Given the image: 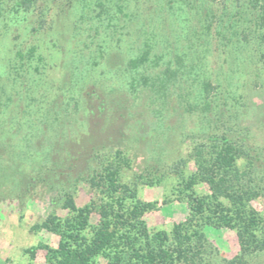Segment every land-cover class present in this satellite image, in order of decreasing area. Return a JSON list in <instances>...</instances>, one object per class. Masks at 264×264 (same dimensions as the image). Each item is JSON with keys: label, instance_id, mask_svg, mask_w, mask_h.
<instances>
[{"label": "trees", "instance_id": "1", "mask_svg": "<svg viewBox=\"0 0 264 264\" xmlns=\"http://www.w3.org/2000/svg\"><path fill=\"white\" fill-rule=\"evenodd\" d=\"M60 14L64 32L63 27L56 29ZM215 23L217 35L229 33L221 39L223 45L236 51L253 45L256 34L245 32L250 23L258 31V56L264 61V0H0V34L15 36L12 56L0 49V144L13 148L21 143V152L14 156L32 157L27 153L31 142L48 134L62 119L59 112L68 118L92 112L94 97L101 99L102 112L115 90L129 102L141 99L152 112L233 111V106L221 109L227 101H219L220 82L213 84L206 73ZM54 32L67 40L61 44ZM43 44L71 54L70 68L57 85L43 79ZM51 113H56L53 120ZM82 130L83 124L71 132L77 137ZM205 147L196 148L198 169L181 191L206 182L211 193L197 197L191 190V209L235 229L242 254L264 250V213L251 205L264 197V181L241 182L257 169L249 161V168L240 170L242 149L225 133L211 136ZM118 157L104 172L92 175L96 196L89 203L67 218L49 216L40 225L61 236L55 248L40 244L47 249L48 261L208 264L205 236L198 229L184 224L170 232L148 227L143 215L154 204L133 201L136 192L119 180L121 163L128 159L121 152Z\"/></svg>", "mask_w": 264, "mask_h": 264}, {"label": "rangeland", "instance_id": "2", "mask_svg": "<svg viewBox=\"0 0 264 264\" xmlns=\"http://www.w3.org/2000/svg\"><path fill=\"white\" fill-rule=\"evenodd\" d=\"M60 20L56 29L63 27ZM248 24L245 32L257 37L247 50L236 51L223 45L226 41L221 39L229 33L217 35L215 23L213 49L206 65L213 84L220 82L221 105L227 101L221 109L233 106L238 112H152L141 99L129 102L123 92L115 90L102 112L99 97L92 100V112H79L74 118L59 112L62 119L52 124L48 134L31 142L30 151L22 150L32 157L14 156L13 152H21V143L13 148L0 144V264H52L46 257L47 249L40 244L55 248L61 236L40 225L49 216L67 218L89 203L96 196L90 183L92 175L119 161L118 152L128 159V163H121L119 180L136 192L133 201L154 204L143 215L151 230L170 232L181 224L198 229L205 236L208 264H264V250L242 254L235 229L219 226L213 223L216 219L203 218L191 209L189 193L192 190L197 197L211 193L208 183L199 182L193 189L181 191L182 183L198 169L196 148L203 149L211 136L224 133L242 149L237 161L240 170H247L249 161L257 169L241 182L263 184L264 61L258 56V31ZM13 35L0 34V49L9 56ZM54 36L61 44L67 40L58 32ZM42 47L47 55L43 79L57 85L70 68L71 54L46 44ZM55 114L49 118L53 120ZM82 124L83 130L74 137L71 130ZM251 205L264 213V197L252 200ZM96 221L94 214L92 222Z\"/></svg>", "mask_w": 264, "mask_h": 264}]
</instances>
